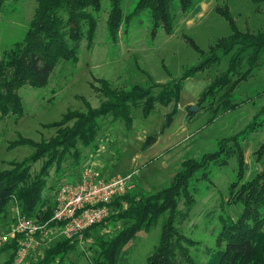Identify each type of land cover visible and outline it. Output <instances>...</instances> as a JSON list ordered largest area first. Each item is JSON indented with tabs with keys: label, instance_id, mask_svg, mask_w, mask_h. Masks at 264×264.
Returning <instances> with one entry per match:
<instances>
[{
	"label": "trees",
	"instance_id": "obj_1",
	"mask_svg": "<svg viewBox=\"0 0 264 264\" xmlns=\"http://www.w3.org/2000/svg\"><path fill=\"white\" fill-rule=\"evenodd\" d=\"M8 1L0 0V31L2 10ZM173 1L138 0L134 10L125 15L123 0H110L107 20L110 42L116 44L121 30L124 28L123 32H127L134 19L144 11L149 12L152 20V37H156L161 29L168 35L174 34L176 20ZM202 1L178 0V7L186 14ZM248 1L255 4L264 2ZM37 3L23 40L0 56L1 119L23 118L25 113L20 90L26 86L45 88L61 62L78 60L83 41L87 42L89 50L95 44L102 0H37ZM217 12L229 22L232 34L220 39L198 65L186 68L179 79L156 83L149 78L146 85L129 88L114 87L105 79L98 80L101 86H94L93 90L104 98L100 107L93 108L87 103L84 112L68 110L60 122L51 125L57 128V135L49 140L37 142L19 136L12 147L31 146L34 152L21 162H11L9 169L0 171V212L15 201L22 215H37L43 221L50 220L56 204L55 201L49 204V198L44 193L49 189L48 179L53 167L56 166L57 171H60L62 164L69 159L80 164V144L85 148H94L106 123L121 122L127 130H132L136 111L140 110L143 118H148L158 104L168 107L174 103L162 131L169 128L179 112L178 105L186 82L219 64L226 56H230L226 71L205 88L199 97L198 106L208 104V110L213 113L209 122L218 118L220 110L226 113L237 109L240 105L235 100L236 90L253 77L261 65L264 31L242 32L228 8L219 7ZM184 38L196 51L204 54L192 38ZM258 115H264V107ZM258 115L240 132L218 141L215 151L183 162L166 188L149 194L140 193L135 188L117 197L111 204V215L84 232L85 243L93 232L101 233L95 240L93 264H129L127 246L139 233L151 232L160 222V241L148 257L147 264H264V166L251 179L241 183L246 175L244 143L263 127V122H257ZM156 142L155 135L147 137L143 149H149ZM233 157L237 159L236 180L229 187L228 203L240 204L242 212L236 220L226 212L221 214L222 228L216 243L213 247H206L207 260L201 263L191 253V248L199 244L198 241L179 227L181 220L186 217L180 205L191 210L199 197V185L211 182L213 171L227 166ZM255 157L258 164L264 165V143L255 152ZM37 163H42V168L32 177L31 169ZM121 222L124 225L118 227L117 224ZM78 248L80 243L77 239H61L46 249L43 257L35 262L64 264L65 259ZM19 250L16 240L4 244L0 255L10 253L4 264H13ZM32 263L33 259L29 264Z\"/></svg>",
	"mask_w": 264,
	"mask_h": 264
},
{
	"label": "rangeland",
	"instance_id": "obj_2",
	"mask_svg": "<svg viewBox=\"0 0 264 264\" xmlns=\"http://www.w3.org/2000/svg\"><path fill=\"white\" fill-rule=\"evenodd\" d=\"M137 3L138 0H123L124 14L132 12ZM37 5V0H9L5 4L1 14L0 56L23 40ZM219 7L229 9L240 31H264V2L204 0L184 14L178 7V0H174V34L168 35L161 29L156 37H152V20L149 12L144 11L134 19L127 32H123L124 28L121 30L117 43L112 44L107 32L110 0H102L93 48L89 50L87 42L83 41L78 60L61 62L45 88H22L23 118H0V171L9 169L11 162H21L34 152L31 146L12 147L19 136L37 142L49 140L57 135V128L51 125L60 122L68 110L84 112L87 103L93 108L100 107L104 98L93 90L94 86H101L98 80L105 79L118 88L146 85L149 78L156 83H166L179 79L186 68L198 65L212 46L232 34L229 22L217 12ZM184 36L192 38L205 55L196 51ZM229 60L230 56L223 57L219 64L186 82L178 105L179 112L172 125L164 131L163 125L174 103L168 107L158 104L148 118H143L140 110L136 111L130 131L121 122L106 123L94 148L80 144V164L69 159L62 164L60 171L56 166L51 169L49 189L44 193L49 198L48 203L54 202V192L62 183L73 182L86 167L95 169L104 179L134 174L140 193L158 192L171 184L183 162L215 151L218 141L244 129L264 107V52L253 77L236 90L235 100L240 105L237 109L226 113L220 110L218 118L209 122L213 113L208 110V104L204 108L198 106L202 92L215 77L226 71ZM191 106L198 107L193 115L190 114ZM258 116L257 122H263V127L244 143L247 172L242 184L264 166L258 164L255 157V152L264 143V115ZM151 135L157 137V142L144 150V142ZM42 165L37 163L32 167V177ZM236 169L237 159L233 157L227 166L213 171L211 182L199 185V197L191 210L180 205L186 217L179 227L198 241L199 244L191 248V253L201 263L207 260L206 247H213L216 243L222 228L221 214L226 212L236 220L242 212L240 204L228 203L229 187L236 180ZM17 204L14 201L0 212V236L11 226ZM117 225L123 226L124 222ZM161 230L160 222L151 232H141L130 242L126 248L130 254L129 264H147L148 257L159 244ZM100 235V232H93L89 241L71 253L64 264H93L95 240ZM2 246L0 244V249ZM9 256V252L1 254L0 264H4ZM35 259L32 264H36L39 258ZM30 261L32 259L28 264Z\"/></svg>",
	"mask_w": 264,
	"mask_h": 264
},
{
	"label": "built area",
	"instance_id": "obj_3",
	"mask_svg": "<svg viewBox=\"0 0 264 264\" xmlns=\"http://www.w3.org/2000/svg\"><path fill=\"white\" fill-rule=\"evenodd\" d=\"M136 187L134 174L104 179L86 167L73 182L62 183L54 192L56 206L50 220L22 215L17 204L14 223L0 236V244L17 241L20 250L13 264L43 257L44 251L61 239H77L83 247L84 232L107 219L112 202Z\"/></svg>",
	"mask_w": 264,
	"mask_h": 264
},
{
	"label": "water",
	"instance_id": "obj_4",
	"mask_svg": "<svg viewBox=\"0 0 264 264\" xmlns=\"http://www.w3.org/2000/svg\"><path fill=\"white\" fill-rule=\"evenodd\" d=\"M198 111V107L197 106H191L190 107V114H195Z\"/></svg>",
	"mask_w": 264,
	"mask_h": 264
},
{
	"label": "crops",
	"instance_id": "obj_5",
	"mask_svg": "<svg viewBox=\"0 0 264 264\" xmlns=\"http://www.w3.org/2000/svg\"><path fill=\"white\" fill-rule=\"evenodd\" d=\"M246 164H247V163H246ZM246 172H247V171H246ZM258 172H260V170H256V171H254V173H258ZM254 175H255V174H254ZM254 175H253V176H254ZM253 176H252V177H253ZM252 177H251V178H252ZM251 178H250V179H251ZM244 179H246V175H245V178H244ZM248 180H249V179H248Z\"/></svg>",
	"mask_w": 264,
	"mask_h": 264
}]
</instances>
